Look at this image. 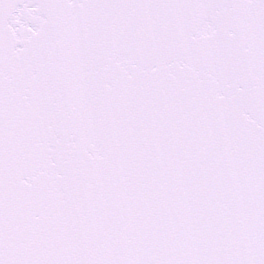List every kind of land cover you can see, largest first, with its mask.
<instances>
[{"label": "snow or ice", "instance_id": "obj_1", "mask_svg": "<svg viewBox=\"0 0 264 264\" xmlns=\"http://www.w3.org/2000/svg\"><path fill=\"white\" fill-rule=\"evenodd\" d=\"M0 264H264V0H0Z\"/></svg>", "mask_w": 264, "mask_h": 264}]
</instances>
